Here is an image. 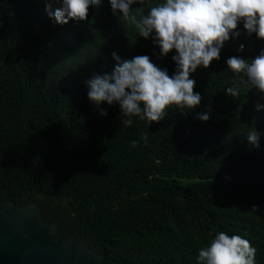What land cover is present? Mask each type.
<instances>
[{
	"label": "trees",
	"instance_id": "16d2710c",
	"mask_svg": "<svg viewBox=\"0 0 264 264\" xmlns=\"http://www.w3.org/2000/svg\"><path fill=\"white\" fill-rule=\"evenodd\" d=\"M44 3L0 0V201L67 202L61 230L89 242L104 264H198V249L218 231L250 240L264 264V110L255 108L264 100L225 63L256 56L264 42L242 31L218 61L198 68L192 78L202 100L192 112L172 106L163 121L134 117L124 127L119 106L91 103L85 82L112 71L113 51L122 59L147 54L169 74L172 53L159 58L108 0L63 26ZM233 85L237 98L224 91ZM205 107L211 116L201 122ZM254 128L258 147L246 138Z\"/></svg>",
	"mask_w": 264,
	"mask_h": 264
},
{
	"label": "clouds",
	"instance_id": "9594fccd",
	"mask_svg": "<svg viewBox=\"0 0 264 264\" xmlns=\"http://www.w3.org/2000/svg\"><path fill=\"white\" fill-rule=\"evenodd\" d=\"M100 3L101 0H45L44 9L54 24L63 26L69 21L87 20L90 7ZM108 4L119 21L134 26L137 36L151 39L159 49V58L172 53L175 65L169 74L147 54L122 59L113 51L111 57L116 63L112 71L95 74L85 82L91 103L97 107L102 103L119 106L124 127L132 126L134 117L150 123L163 121L172 106L192 112L202 100L201 93L194 91L196 80L192 78L198 68L207 69L218 61L225 43L236 40L242 31L264 42V0H108ZM243 49L241 43L238 51ZM225 63L241 84L264 100V47L254 57L233 55ZM240 90L238 85L224 89L232 98L239 97ZM205 108L196 115L201 122L211 116L210 109ZM255 108L264 110V103H257ZM100 115L107 116V111L102 109ZM259 137L255 128L246 135L247 142L257 147ZM140 139L147 143V134ZM130 144L135 147L137 141ZM256 252L244 236L218 231L198 249L196 259L198 264H256Z\"/></svg>",
	"mask_w": 264,
	"mask_h": 264
},
{
	"label": "water",
	"instance_id": "95a60500",
	"mask_svg": "<svg viewBox=\"0 0 264 264\" xmlns=\"http://www.w3.org/2000/svg\"><path fill=\"white\" fill-rule=\"evenodd\" d=\"M45 202L51 198L37 196L23 206L0 201V264H104L89 242L43 219Z\"/></svg>",
	"mask_w": 264,
	"mask_h": 264
},
{
	"label": "flooded vegetation",
	"instance_id": "af4514ba",
	"mask_svg": "<svg viewBox=\"0 0 264 264\" xmlns=\"http://www.w3.org/2000/svg\"><path fill=\"white\" fill-rule=\"evenodd\" d=\"M50 204V207H46L43 204L40 206V211H44V215H47V217H52V222H59L60 226L62 222L67 220L69 218V214L71 212V208L68 206L67 202L64 203H56L53 204L52 202H48ZM57 207L60 208L59 211H57ZM55 211V214L52 211ZM42 215V213H41Z\"/></svg>",
	"mask_w": 264,
	"mask_h": 264
}]
</instances>
